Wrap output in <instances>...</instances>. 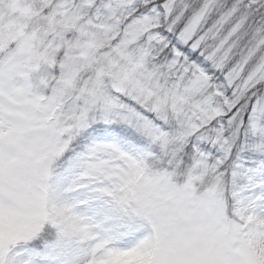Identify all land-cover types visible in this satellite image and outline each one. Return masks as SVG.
Wrapping results in <instances>:
<instances>
[{
  "label": "snow or ice",
  "instance_id": "6c2138e0",
  "mask_svg": "<svg viewBox=\"0 0 264 264\" xmlns=\"http://www.w3.org/2000/svg\"><path fill=\"white\" fill-rule=\"evenodd\" d=\"M0 264H264V0H0Z\"/></svg>",
  "mask_w": 264,
  "mask_h": 264
}]
</instances>
